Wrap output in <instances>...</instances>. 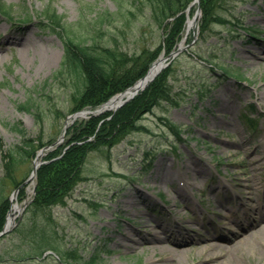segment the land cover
I'll return each instance as SVG.
<instances>
[{"label":"rangeland","instance_id":"1","mask_svg":"<svg viewBox=\"0 0 264 264\" xmlns=\"http://www.w3.org/2000/svg\"><path fill=\"white\" fill-rule=\"evenodd\" d=\"M0 1L8 6L6 11L0 8V44L6 33L26 30L24 39L4 41L0 48V139L4 147L18 139L9 128L11 122L19 121L32 135L40 131L32 111L19 110L17 102L28 97L37 102L49 99L62 110L59 119L44 124L45 135L59 134L70 114L71 85L50 75L59 67L63 45L59 33L43 26L48 9L77 33L94 30L98 13H114L111 17L116 21L107 32L129 54L143 47L155 48L161 41V28L149 10L132 0ZM217 3L214 13L229 23L212 21L200 34L198 13L183 37L182 50L163 61L172 65L167 79L174 100H160L143 114L141 122L148 130L132 131L111 148L91 151L82 168L83 180L53 205L32 206V184L14 196L13 188L6 187L4 194L15 215L11 230L24 216L30 227L27 239L36 238L40 231L58 250L76 248V255L84 259L94 255L98 264H154L156 258L167 257V249L173 246L166 236L186 238L179 249L187 252L176 257V264H200L205 256L227 249L238 237L255 230L256 223L232 236L264 212V0ZM120 4L132 16L127 10L119 15ZM118 18L129 22L121 23ZM79 20L84 24L76 28ZM25 40L33 44L27 52L22 44ZM46 48L53 53L47 60L42 58ZM252 50L258 51L256 56H251ZM34 87L37 92L31 91ZM86 115L75 120L87 119ZM169 123L179 126V138ZM31 160L18 163L14 171L18 177L29 172ZM150 160L151 168L146 171L144 165ZM258 206L260 214L255 213ZM156 220L166 222V232L159 234L165 239L144 248L137 243L139 236L153 229ZM123 231L131 240L123 239ZM23 241L14 233L0 237V264H69L50 251L43 258L23 257L19 253ZM57 253L61 257L62 252ZM230 257L222 255L209 264H264V240L253 239Z\"/></svg>","mask_w":264,"mask_h":264},{"label":"trees","instance_id":"2","mask_svg":"<svg viewBox=\"0 0 264 264\" xmlns=\"http://www.w3.org/2000/svg\"><path fill=\"white\" fill-rule=\"evenodd\" d=\"M136 2L140 3L139 7L149 10L150 17L158 23L162 32L161 41L155 48L143 47L139 52L131 54L117 45L114 34L111 36L107 32L112 22L116 21L111 17L114 13L109 11L98 13L93 24L94 30L93 28H91L92 31L87 29V32L83 33L81 29L77 33L73 27L65 26L62 17L55 11H46L43 26L59 33L63 43L60 65L50 75L53 79L59 78L63 85H71L69 86L70 113L85 107L94 108L114 93L125 90L146 72L151 62L162 50L168 53L176 47L184 29L183 25L187 17L186 7L191 0L131 1V3ZM217 2L218 0H199L200 34L209 29L208 23L212 21L222 24L229 23L226 17L214 13V6L218 4ZM120 6L117 7L119 15H123L124 10H127V13L132 16L130 9L122 8L123 5ZM0 7H2L1 3ZM193 9L191 8L190 11L192 12ZM118 21L128 24L129 19L118 18ZM83 24L79 20L76 28H80ZM113 26L115 29L120 28L115 24ZM248 34L251 35V33ZM170 71H172L171 64L163 68L142 91L115 111L90 115L87 119L75 120L67 126L64 141L44 155L45 162L43 161L36 170L34 181L36 184L31 205L40 208L53 205L73 191L75 186L83 180L82 168L91 151L101 147L111 148V145L132 131H147L148 128L141 122L143 114L151 111L157 103H160V100L166 102L174 100L172 84L167 79ZM45 84H47V79L44 81ZM45 87L42 86L41 89ZM31 91L37 92L38 89L34 87ZM33 99L28 97L22 102H17L16 107L19 110L32 111L34 121L40 126V131L32 135L19 121H15L9 124V128L17 133V141L4 147L0 139V230L4 225L5 214L10 205L8 195L4 194L5 188L18 187L28 175V173L20 177L16 175L14 171L18 163L33 159L37 149L56 139L58 134L45 135L42 127L46 123L51 125L52 120L64 115L56 104L49 102V99L39 102ZM168 126L179 138V126L174 123H169ZM150 164L151 161L146 165V169H149ZM19 193H24V186L20 187ZM26 224L22 216L9 232L26 240L22 242L23 248H19V253L23 257L35 255L43 258L42 255L47 250H51L57 255L58 251L62 252L61 258L63 256L69 264L70 262L99 263V258L94 255H90L88 259L76 255V248L58 250L49 238L39 235L40 231L36 238L31 239L33 237L31 236L27 239L26 234H29L30 227ZM1 257L2 250L0 249V261ZM58 257L60 258L59 255Z\"/></svg>","mask_w":264,"mask_h":264},{"label":"bare ground","instance_id":"3","mask_svg":"<svg viewBox=\"0 0 264 264\" xmlns=\"http://www.w3.org/2000/svg\"><path fill=\"white\" fill-rule=\"evenodd\" d=\"M26 30H22L20 32H8L6 33L4 36H3V39H2V43L0 44V48H3L4 47V41H13V40H20V39H24L25 38V33ZM17 33L21 34V36L17 35ZM27 40L25 41H22V44L24 45L25 47V50L26 52L28 51V47L30 46V44L32 43H28ZM33 45V44H32ZM258 53L257 50H252L250 51V54L251 56H256ZM42 58H44L45 60H47L48 58H52L53 56V53H51L50 51H48V49H44L42 50ZM159 63H156L154 64V66L152 68H150L149 70V75L148 77H150L156 70L157 68H159ZM129 93L131 92H126L125 94L121 95H114L107 103H104L102 105V109L105 110H108V109H114L115 106L118 104V102H120L125 96H127ZM88 111H83V112H80L78 113L76 116L78 117H82V116H85V114H87ZM253 180H251V186L254 187V182H252ZM14 208L16 209H19V207H17L16 205H14ZM261 209L260 206L256 207L255 208V213H259L258 210ZM13 210V208L11 209V211ZM261 213V214H260ZM258 218L256 217H253V219L251 221H248L247 224L248 226H243L244 228L241 229V232H237V233H234L232 236H237L239 233H242L243 231L247 230V228H250V226H254V223L257 224V226L255 227V230H250L249 233L247 232L245 234V236L243 238H239L237 240H234L233 237L229 240H231L233 242L234 240V243L231 245V246H226L227 249L223 248L221 249L218 253L216 254H211V255H207L205 256L204 258V261L203 263H200V264H209V263H212L214 261H216L218 259V257L222 256V255H225L227 256L228 258H231L230 256L233 254V251L234 250H239L242 248V245L246 244V243H251L253 239H259V240H264V212H260ZM11 217L9 216L8 217V220H7V224L11 222ZM156 226L153 227V229L151 230H147L146 233L140 235V239L138 240L137 243H139L142 247H153L154 245H156V243L158 242H162V240H164L165 238H167L166 242H169L171 243L173 246H170L168 250L169 252V255L167 257H164V258H156L154 264H176L177 263V258H178V255L182 252H187V250L185 249H179L180 248V245L186 240H178V239H174V238H171L170 236H166L164 239H162V237L159 236L160 233H165L166 232V222L164 220H156ZM122 236H123V239H128V240H131V236L130 234L126 231H123L121 232ZM211 236H217V234H212ZM236 238V237H235ZM119 243H122V241H118ZM139 247V246H138ZM137 247H135L136 249ZM177 257V258H176Z\"/></svg>","mask_w":264,"mask_h":264},{"label":"water","instance_id":"4","mask_svg":"<svg viewBox=\"0 0 264 264\" xmlns=\"http://www.w3.org/2000/svg\"><path fill=\"white\" fill-rule=\"evenodd\" d=\"M196 2H199V0H195ZM198 12V11H197ZM180 50V48H178L175 52H171V53H169L167 56H170V55H174V54H176V52H178ZM160 59V61L162 60V59H164V57H160L159 58ZM156 63H158L157 61H154L151 65H150V67L147 69V72L143 75V76H141L138 80H136V82L134 83V85L133 86H129V87H127L126 89H125V91H122V92H119V94H124L125 92H131V93H129L127 96H126V98L125 99H123V100H121L120 102H118V104L116 105V108L118 107V106H120V105H122L124 102H126L127 100H129L135 93H136V91L137 90H139L140 88H142V87H144V86H146V84L148 83V82H150L155 76H156V74L159 72V70H160V68L163 66V64L161 63L160 64V67L159 68H157V70L150 76V77H148V75H149V69L154 65V64H156ZM97 112H101L102 111V108L100 107V108H98L97 110H96ZM72 116V115H71ZM66 126H67V122L65 121V123H64V126H63V132H62V134H60V136L59 137H57L58 139L55 141V142H53L51 145H53V144H56V143H58V142H60L61 140H62V138H63V134H64V131L66 130ZM49 146H45V147H43V149L41 148V149H39V151L37 152V156L36 157H38V156H40L41 154H43V152H44V148H48ZM40 162L39 161H36V160H33V168H32V171H31V173H30V175L28 176V178L25 180V181H31V180H33L34 179V176H35V170H36V168H37V165L39 164ZM17 190H15V192H16ZM7 215V217L8 216H10V213L8 212V214H6ZM10 229V225H7L6 223L4 224V226H3V228H2V230L0 231V235H2L3 233H5V232H7L8 230Z\"/></svg>","mask_w":264,"mask_h":264}]
</instances>
